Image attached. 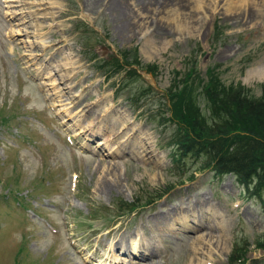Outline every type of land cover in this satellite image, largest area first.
I'll return each instance as SVG.
<instances>
[{
  "label": "rangeland",
  "instance_id": "374dc122",
  "mask_svg": "<svg viewBox=\"0 0 264 264\" xmlns=\"http://www.w3.org/2000/svg\"><path fill=\"white\" fill-rule=\"evenodd\" d=\"M149 1L0 0V264H241L244 252L243 264H264V192L197 172L189 157L175 163L178 124L167 119V94L187 75L188 100L208 121L213 76L226 91L263 96L264 2L246 22L227 0L170 2L161 13ZM117 61L124 68L111 74ZM125 139L130 151L115 155ZM114 162L118 175L108 172ZM115 176L121 184L101 193ZM201 195L218 226L188 230L181 215L156 229L157 214ZM134 230L132 244L146 235L158 247L151 256L110 245Z\"/></svg>",
  "mask_w": 264,
  "mask_h": 264
},
{
  "label": "trees",
  "instance_id": "16d2710c",
  "mask_svg": "<svg viewBox=\"0 0 264 264\" xmlns=\"http://www.w3.org/2000/svg\"><path fill=\"white\" fill-rule=\"evenodd\" d=\"M123 64L122 61L112 64L111 74L119 73L124 68ZM213 78L205 89L217 114L212 120L200 118L194 110L195 105L188 100V75L180 83L172 85L167 94L172 107V118L167 119L178 124L173 159L180 165L184 162V166L189 157L200 163L197 172L211 169L219 176L232 174L246 191L263 193L264 93L261 98H254L241 86L226 91L225 87L219 88L220 82L215 76ZM259 247L264 248V241L259 243ZM244 253L237 257L241 264L245 262Z\"/></svg>",
  "mask_w": 264,
  "mask_h": 264
},
{
  "label": "bare ground",
  "instance_id": "6f19581e",
  "mask_svg": "<svg viewBox=\"0 0 264 264\" xmlns=\"http://www.w3.org/2000/svg\"><path fill=\"white\" fill-rule=\"evenodd\" d=\"M18 1L21 2V0H18ZM151 1H155V4H156V6H153L152 10H156L159 13L163 12L162 10L164 8L167 9V6L170 4V2L173 5V7L174 6L176 7V5H177V8L180 10H182L183 8L185 9V6H186V3H185L186 0H151ZM151 1H149V2L151 3ZM263 2H264V0H263ZM226 3H227V8H226L227 11L231 12L234 15H238V18H240L239 16L241 13V15H243V17L246 19V22H249V21L253 20V18L255 17L256 14H255L254 8H256L255 6H257L259 2L256 0H227ZM121 4H122V2L120 0V4L119 3L117 4L119 8L122 6ZM43 5H44V1H43ZM146 7L147 6H145L144 10H146ZM117 12H118V10H117ZM57 17H59V16H57ZM152 18H154V17H152ZM154 20H156V19H154ZM151 21H153V20H151ZM66 40L68 41V39H66ZM67 65H68V63H67ZM57 68H58L57 74L60 75L61 80L69 78L70 74L68 72H66V70L63 68V66L60 67L58 65ZM80 73H81V70H78L76 72V74H80ZM260 74H261V76L264 77V67L260 71ZM98 133L99 132H97V131L93 132V136L98 135ZM127 138H133V136H131V137L129 136ZM143 138L144 139H142V141L144 143H137V144L142 148L141 153L143 154L144 152H146V156H147L149 153H151L153 151L150 147L149 139L147 137H143ZM110 141H111V138H107L105 142H110ZM130 142H132V141H130V139L129 140L125 139L123 141L117 142L118 146L114 147V148H116L115 149L116 152H114V154L119 155V154H122L123 152L130 151V148L128 145ZM101 143H103V142L101 141ZM139 146H135V151L136 150L138 151ZM133 150H134V148H133ZM133 150L131 152H133ZM141 156L145 157V155H141ZM108 169H109L108 172H110L114 175L115 174L118 175L119 167H118V164L116 162L111 163L108 166ZM118 179H119V176H115L114 181L116 183H113V184H111L110 181L108 182V181L103 179L104 181H102V183L100 184L99 191L101 193H103L106 190V187H110V185L119 186L121 184V182H118L120 180V179L119 180ZM201 196H200V198L199 197L195 198V200H193L191 202H187L186 205L184 204L185 201H181V205L170 206L166 209V211L164 210L160 214H157L155 216V220L159 224L157 226H155L156 229H158V230L165 229L166 227L169 226L170 220H172V221L178 220L179 216H181V215H184V217L182 218V220L184 221L183 225L188 230L195 231V230H199L202 227L205 228L204 224H209V226L207 227L209 229H212L214 227L213 224L215 225V223L217 224L215 226H218V224L220 222L219 223L214 222V221L211 222V220L208 221V218H206L208 216V214H210V215H214L211 219H214V218L217 219L219 217L217 215L218 211L216 209H214L215 208L214 206L207 204L208 200L206 199V197H204V196L201 197ZM209 206H211L210 208H211L212 212L207 210L206 207H209ZM175 208L177 209V211ZM184 208H185V210L181 211ZM178 209H180V211H178ZM193 213H194V215H193ZM195 217H196V219H195ZM203 220H206V222ZM135 234H136V231L134 230V231L130 232V234L124 232V233H119L118 235H114L111 242H110V245L113 248H115V252L118 251V253L120 252V253H123L127 256H133L134 257V256L138 255L137 257H139V258H147V257L151 256V254H153L155 249H157L158 247H156V245H154V243H152V242L149 243V241L146 238V235H145V238H144V236H141L142 245H141V242H138L137 245H135L137 240H135V243H133L134 244L133 245L131 243V239ZM207 235H210V232H207ZM205 237H206L205 234L198 235L195 238L196 242H201L202 240H204ZM192 238L193 237H191L190 235L186 236L187 240L192 239ZM150 239H154V236L152 235V238H150ZM132 247L134 249L135 248L139 249L138 250L139 253L137 254L136 250H133ZM198 264H200V263H198Z\"/></svg>",
  "mask_w": 264,
  "mask_h": 264
}]
</instances>
